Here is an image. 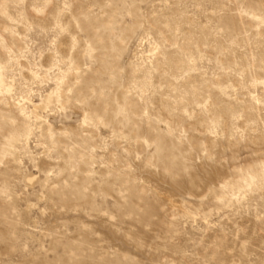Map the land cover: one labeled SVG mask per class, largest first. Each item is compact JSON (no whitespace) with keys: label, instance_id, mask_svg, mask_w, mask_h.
<instances>
[{"label":"rangeland","instance_id":"374dc122","mask_svg":"<svg viewBox=\"0 0 264 264\" xmlns=\"http://www.w3.org/2000/svg\"><path fill=\"white\" fill-rule=\"evenodd\" d=\"M0 264H264V0H0Z\"/></svg>","mask_w":264,"mask_h":264}]
</instances>
